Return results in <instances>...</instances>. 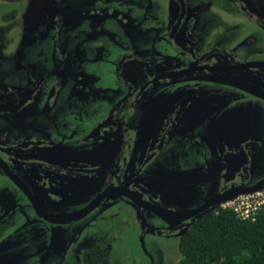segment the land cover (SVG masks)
<instances>
[{
    "label": "flooded vegetation",
    "instance_id": "obj_1",
    "mask_svg": "<svg viewBox=\"0 0 264 264\" xmlns=\"http://www.w3.org/2000/svg\"><path fill=\"white\" fill-rule=\"evenodd\" d=\"M2 5L0 264H125V225L176 264L264 186V0Z\"/></svg>",
    "mask_w": 264,
    "mask_h": 264
},
{
    "label": "trees",
    "instance_id": "obj_2",
    "mask_svg": "<svg viewBox=\"0 0 264 264\" xmlns=\"http://www.w3.org/2000/svg\"><path fill=\"white\" fill-rule=\"evenodd\" d=\"M176 264H264V209L249 218L219 208L180 240Z\"/></svg>",
    "mask_w": 264,
    "mask_h": 264
},
{
    "label": "rangeland",
    "instance_id": "obj_3",
    "mask_svg": "<svg viewBox=\"0 0 264 264\" xmlns=\"http://www.w3.org/2000/svg\"><path fill=\"white\" fill-rule=\"evenodd\" d=\"M0 8L3 7L2 4H9V0H0ZM3 11L0 10V14ZM128 238L124 237L127 236ZM139 233L130 227V225H125L122 227V238L119 241V251L121 253V261L125 264H147L149 262V257L143 252L141 243L139 242L137 236ZM178 242L174 239H158L157 241L149 240L147 241V248L151 251L156 250V245H158L162 253L166 256L170 251L173 256L174 261L178 260L180 257L176 254V249H178ZM152 248V249H151ZM171 256V255H170ZM168 256L165 257L167 259Z\"/></svg>",
    "mask_w": 264,
    "mask_h": 264
},
{
    "label": "built area",
    "instance_id": "obj_4",
    "mask_svg": "<svg viewBox=\"0 0 264 264\" xmlns=\"http://www.w3.org/2000/svg\"><path fill=\"white\" fill-rule=\"evenodd\" d=\"M227 206L233 209L239 216L249 218L259 210L264 209V189L237 196L227 202Z\"/></svg>",
    "mask_w": 264,
    "mask_h": 264
},
{
    "label": "water",
    "instance_id": "obj_5",
    "mask_svg": "<svg viewBox=\"0 0 264 264\" xmlns=\"http://www.w3.org/2000/svg\"><path fill=\"white\" fill-rule=\"evenodd\" d=\"M263 188H264V186L261 187V188H258V189H256V190H252V191H250V192H246V194H250V193H254V192H256V191H260V190H262ZM231 199H233V198H231Z\"/></svg>",
    "mask_w": 264,
    "mask_h": 264
}]
</instances>
